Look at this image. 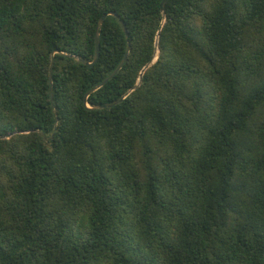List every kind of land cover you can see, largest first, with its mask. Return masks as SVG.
<instances>
[{
  "label": "trees",
  "instance_id": "16d2710c",
  "mask_svg": "<svg viewBox=\"0 0 264 264\" xmlns=\"http://www.w3.org/2000/svg\"><path fill=\"white\" fill-rule=\"evenodd\" d=\"M161 1L0 0V264H264V0Z\"/></svg>",
  "mask_w": 264,
  "mask_h": 264
},
{
  "label": "water",
  "instance_id": "95a60500",
  "mask_svg": "<svg viewBox=\"0 0 264 264\" xmlns=\"http://www.w3.org/2000/svg\"><path fill=\"white\" fill-rule=\"evenodd\" d=\"M168 1H169V0H162L161 3H160V11H161L162 13H164V11H165V5H166V3H167ZM109 15L114 16V17H116V18L119 20V18H118L114 13H109ZM106 16H107L106 14L103 15V16L98 20V22H97V26H96V34H95V52H94V57H93V60H92L91 63H85L86 67H88V68L93 67V65L97 62V60H98V58H99V50H100V43H99V27L103 24V22H104ZM119 22H120V25H121V27H122V30H123V32H124V34H125V37L128 38V34H127V31H126V28H125L124 23H123L121 20H119ZM155 47H156V51H157V42L155 43ZM128 51H129V42H127V48H126V51H125L124 57H123V59L121 60V62H120V63L118 64V66L114 69V71H113L109 76H107V77L102 81V83H100L96 88H100V87H102L104 84H106L109 80H111V79L117 74V72L121 69V67L124 65V63H125V61H126V58H127V55H128ZM155 60H156V58L154 59V61H153L152 63H154ZM147 67H148V66H146V67L141 71L140 76H139V79L142 77V74H143L144 70H145ZM50 71H51V68H50ZM96 88H95L94 90H96ZM133 89H134V88H133ZM133 89H132V90H133ZM94 90H93V91H94ZM132 90H131V91H132ZM126 96H127V94L124 95V96H122V97H120V98H118L116 101H113V102H111V103H106V104L102 103V104H98V105H96V106L94 107V109L99 110V109L111 108V107L115 106L116 104L122 102V101L125 99ZM86 99H87V95L84 97V100H85V101H86ZM12 135H13V133H11V134H9V135H7V136H2L1 138H5V137L8 138V137H10V136H12Z\"/></svg>",
  "mask_w": 264,
  "mask_h": 264
}]
</instances>
